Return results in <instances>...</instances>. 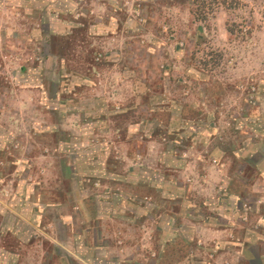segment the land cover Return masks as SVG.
I'll use <instances>...</instances> for the list:
<instances>
[{"label": "crops", "instance_id": "1", "mask_svg": "<svg viewBox=\"0 0 264 264\" xmlns=\"http://www.w3.org/2000/svg\"><path fill=\"white\" fill-rule=\"evenodd\" d=\"M157 1L94 0V4L102 9L99 14L104 16L95 18L89 27L91 33L103 41V65L110 69L103 74L111 80L109 87L93 89L92 80L100 75L99 68L68 70L69 61L51 54L49 47H53L48 40L45 44L49 51L45 58L47 61L60 59L64 68L59 76L62 85L57 82L53 98L45 100L39 67L29 70L22 80L36 97L39 96L38 102L47 101L44 104L47 113L60 116L59 127L66 130L76 121L77 127L84 129V137L86 134L94 137L93 166L107 172L111 163L119 165L115 166L117 173L123 174L122 177L131 184L125 188L118 185L106 192L113 194L110 196L119 202L114 214L108 217L125 219L124 222L143 219L156 225L147 234L158 244L151 251L155 256L152 264H264V206L261 205L264 203V138L259 142L251 139L244 128L247 122L264 121L260 102L264 101V81L256 90L254 117L234 119L236 133L229 132L230 137H224L223 143L216 142L215 98L240 95L241 89L216 88L207 72L189 63L182 48L175 43V33L167 35L159 28H149L150 32L146 33L135 25L132 17L136 10L129 3L152 7ZM29 2L31 13L44 20L47 33L63 35L74 28L65 18L75 11V0H46L45 4L39 3L40 0ZM54 2L60 5L61 12L54 10ZM221 16L219 13L216 19L219 28L223 22ZM198 29L196 27V31ZM219 30L226 33L224 28ZM253 34L256 45L258 31L254 30ZM138 37L146 38V41L140 44ZM38 40L33 37L32 43ZM136 47L145 52L143 56L135 55L133 49ZM170 48L174 50L169 51ZM171 81L178 84L189 81L194 88L178 94L165 88ZM60 96L61 101L58 100ZM120 127V130L125 129L124 135L120 134ZM107 130L110 139H101V134ZM61 143L74 145V142ZM155 146L156 151L153 150ZM151 153H154L155 165L149 168L143 158ZM81 157L76 154L75 161ZM90 170L88 166L83 171L79 169L78 177L85 179L98 174V171L92 173ZM72 171L70 167L68 174L75 177ZM135 177L140 184L133 183ZM101 198H95L94 220L97 224L104 218ZM155 198L159 202L154 201ZM247 201L253 204L251 212ZM77 210L87 222L82 207ZM119 210L127 211L125 218L120 217ZM69 220V216H61L62 223L67 226ZM37 232L33 235V244L40 242L41 245L45 239L54 247L66 250L55 235L45 234L39 227ZM66 240H70L69 235ZM172 241H204L207 245L203 250L173 252L167 249ZM84 250L82 247L78 252ZM36 252L37 255L45 254L43 247Z\"/></svg>", "mask_w": 264, "mask_h": 264}, {"label": "rangeland", "instance_id": "2", "mask_svg": "<svg viewBox=\"0 0 264 264\" xmlns=\"http://www.w3.org/2000/svg\"><path fill=\"white\" fill-rule=\"evenodd\" d=\"M75 1V11L65 18L74 28L63 35L46 32L44 20L31 13L29 0H2L0 5V264H152L155 256L151 251L158 244L147 234L156 225L143 219L124 222L125 219L108 217L114 214L119 202L106 192L118 185L125 188L131 184L123 174L117 173L115 166L119 165L111 163L107 172L93 166L94 137L89 134L84 137V129L77 127L76 121L66 130L59 127L60 116L47 113L44 106L47 101L38 102L39 96L36 97L22 80L29 70L39 67L44 84L43 97L45 100L53 98L55 84L62 85L59 76L64 68L60 59L46 60V52L50 49L56 58L69 61L68 70L99 68L100 75L92 80L94 90L110 86V78L103 74V71H110L103 65V41L94 36L89 27L95 18L101 17L102 9L94 0ZM39 3L45 4L46 0ZM123 4L126 7L125 2ZM129 5L136 10L132 17L135 25L146 33L150 32L149 28H159L167 35L175 33V43L182 48L189 63L207 72L216 88L241 89L240 95L215 98L216 142L223 143L230 133H236L234 119L254 117L256 90L264 81V0H158L152 7L134 2ZM52 6L56 12H61L56 2ZM219 13L223 19L220 28L216 21ZM196 27L201 30L196 31ZM218 28H224L226 33ZM254 30L258 31L256 45ZM33 37H38V42L32 43ZM138 39L140 44L146 41V38ZM47 40L53 49L47 48ZM172 50L174 48L169 51ZM133 51L137 56L145 53L138 47ZM171 82L165 88L178 94L194 88L189 81ZM260 102L264 109V101ZM244 128L251 139L259 142L264 138V121L247 122ZM124 131L120 130V134L124 135ZM101 135V139L108 140L111 134L107 130ZM63 141L74 142V145H64ZM153 150H157L156 146ZM76 154L82 155L78 161H75ZM153 157L151 153L143 158L149 168L155 165ZM68 164L75 177L68 174ZM87 166L92 173L98 171V174L91 173L92 176L80 179L78 174ZM133 183L140 184L139 179L135 177ZM99 196H102L104 218L97 224L95 198ZM155 200L159 202L158 198ZM80 201L82 205H77ZM246 203L251 212L253 204ZM78 207H82L87 222L79 214ZM124 212L127 211L119 210L120 217H126ZM61 216L70 217L69 226L62 223ZM38 227L45 234L55 235L66 250L54 247L45 239L41 245L40 242L33 244ZM68 235L70 240H66ZM206 245L204 241H172L167 249L173 252L203 250ZM41 247L45 254L37 255L36 249ZM82 247L84 252H78Z\"/></svg>", "mask_w": 264, "mask_h": 264}, {"label": "water", "instance_id": "3", "mask_svg": "<svg viewBox=\"0 0 264 264\" xmlns=\"http://www.w3.org/2000/svg\"><path fill=\"white\" fill-rule=\"evenodd\" d=\"M199 30H201V29L199 28Z\"/></svg>", "mask_w": 264, "mask_h": 264}]
</instances>
